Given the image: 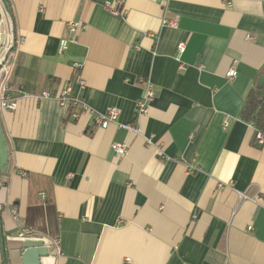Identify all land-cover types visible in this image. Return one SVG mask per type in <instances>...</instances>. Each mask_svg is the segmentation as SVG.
<instances>
[{"label": "crops", "instance_id": "1", "mask_svg": "<svg viewBox=\"0 0 264 264\" xmlns=\"http://www.w3.org/2000/svg\"><path fill=\"white\" fill-rule=\"evenodd\" d=\"M7 3L9 15L0 0V59L13 44L9 81L50 97H20L12 112L0 107L8 146L0 264L3 249L8 264H23L21 227L45 245L59 239L62 254L47 248L40 264H264V145L240 117L264 71V4ZM70 22L83 26L72 34ZM60 39L68 40L61 53ZM141 78L155 94L137 117ZM68 82L89 107L75 119L56 98ZM110 107L118 121L102 128L93 117ZM114 142H126L124 155L114 154Z\"/></svg>", "mask_w": 264, "mask_h": 264}, {"label": "built area", "instance_id": "2", "mask_svg": "<svg viewBox=\"0 0 264 264\" xmlns=\"http://www.w3.org/2000/svg\"><path fill=\"white\" fill-rule=\"evenodd\" d=\"M264 4V0H260ZM118 4V3H117ZM112 13L114 14H121L122 10L119 6H110L109 4L106 5ZM162 23L173 26L175 25V20L164 16L162 18ZM83 25L78 22H70L69 28L72 31V34L75 33L80 27ZM68 40L67 39H60L59 46H58V52L61 53L67 45ZM178 51H183L184 49V43L180 42L177 46ZM1 62V59H0ZM78 67L79 65H75ZM0 74L3 75L2 81L0 83V107L2 109L8 110V111H14L16 108V103L18 98L20 97H37V98H49L50 93L47 91H43L40 94H29L23 89L15 88L9 81L10 77V65L8 62L0 63ZM236 75V70L232 66L226 71V76L232 78ZM77 85L79 87L82 86V80L79 78L77 79ZM142 83L143 88V94L140 99L136 101V116L144 115L147 112L148 105L152 98L154 97V89L152 83L148 79H140ZM57 100L60 104V108L64 112H68L69 116L73 119L77 118L78 115L81 113V111L89 110L88 105L84 103H79L77 98L74 96V89L71 82L66 83V85L59 90L57 95ZM119 117V111L116 107H110L106 109L104 112L95 113L93 119L94 121L99 124L100 127L106 128L110 122H117ZM122 127L127 129L129 132L141 134L139 131V128L134 123H128L123 124ZM255 140L258 144L264 145V136L260 132L255 133ZM112 149L114 151L115 155L121 156L124 155L127 150V144L126 142H114L112 143ZM196 166L194 164H190L188 166V170L193 171L195 170ZM23 173V172H22ZM242 198H250L252 200H257V198L254 196H248L245 193H240ZM261 198V197H259ZM258 198V199H259ZM264 198V195L262 196ZM15 214V211H13ZM247 229H251V226H248ZM35 231L31 227H21L19 230L18 235L24 239H40V237L34 236ZM40 240H43L42 237ZM47 243L46 245L49 248V253L54 256H59L62 254V250L60 247V241L59 239H46ZM122 264H130L129 261L126 259L123 261Z\"/></svg>", "mask_w": 264, "mask_h": 264}, {"label": "water", "instance_id": "3", "mask_svg": "<svg viewBox=\"0 0 264 264\" xmlns=\"http://www.w3.org/2000/svg\"><path fill=\"white\" fill-rule=\"evenodd\" d=\"M0 27V33L2 32ZM3 41L0 39V47ZM11 47L6 51L4 57L1 59L0 63L5 62L6 57L8 56ZM264 82V71L260 74L256 80V86H262ZM8 168V146L2 129L0 127V172H6ZM22 250V263L23 264H40L41 258L45 257L48 254V250L45 244L41 240L37 239H26L23 242Z\"/></svg>", "mask_w": 264, "mask_h": 264}, {"label": "trees", "instance_id": "4", "mask_svg": "<svg viewBox=\"0 0 264 264\" xmlns=\"http://www.w3.org/2000/svg\"><path fill=\"white\" fill-rule=\"evenodd\" d=\"M6 14H11L7 0H2ZM11 50L14 45H10ZM8 57V56H7ZM7 57L5 62L7 61ZM240 117L248 122H250L255 133L260 132L264 136V82L262 86L257 87L256 85L249 91L244 105L240 112ZM3 237V235H2ZM4 263L7 262V255L5 249H3Z\"/></svg>", "mask_w": 264, "mask_h": 264}, {"label": "rangeland", "instance_id": "5", "mask_svg": "<svg viewBox=\"0 0 264 264\" xmlns=\"http://www.w3.org/2000/svg\"><path fill=\"white\" fill-rule=\"evenodd\" d=\"M4 33V32H3ZM3 38H4V36H3Z\"/></svg>", "mask_w": 264, "mask_h": 264}]
</instances>
